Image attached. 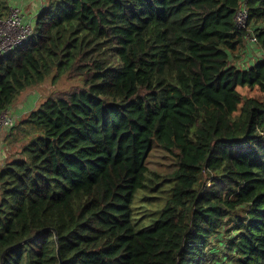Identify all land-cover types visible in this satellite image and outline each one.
<instances>
[{
	"label": "trees",
	"instance_id": "trees-1",
	"mask_svg": "<svg viewBox=\"0 0 264 264\" xmlns=\"http://www.w3.org/2000/svg\"><path fill=\"white\" fill-rule=\"evenodd\" d=\"M30 21L0 55V112L54 71L82 83L7 129L0 264H264V99L239 89L264 96V0H46ZM155 143L173 172L148 166ZM164 185L143 224L139 191Z\"/></svg>",
	"mask_w": 264,
	"mask_h": 264
},
{
	"label": "rangeland",
	"instance_id": "rangeland-1",
	"mask_svg": "<svg viewBox=\"0 0 264 264\" xmlns=\"http://www.w3.org/2000/svg\"><path fill=\"white\" fill-rule=\"evenodd\" d=\"M45 1L46 0H7V3L10 5L7 11L9 13L12 7H18V9H20L21 12L25 14V18L30 21L32 18V13L29 11H31L34 7L42 6V3ZM248 44L249 42L245 41V43L240 45L234 52L238 53L239 55H241L242 53H247ZM252 55L256 58V52H254V54ZM233 57L238 58L239 56H237V54H234ZM54 74L55 71L51 75H49L43 82L30 88H27L19 95V98L15 102V105L11 108V112H13L12 115L17 118L16 123L21 121L32 110L36 109L43 101H45L52 94L69 91V89H72L82 83L80 77L71 78L67 73L62 74V76L59 77L56 81H53ZM239 89L243 94L253 95L264 99V96L259 92L257 88L248 90V88L240 87ZM14 113H18V117ZM9 131L10 130L3 129L0 131V133H3V135H7ZM7 149L13 152V154L15 153L14 146H12L10 143H8ZM9 156L10 155H8V157ZM147 164L151 169L158 171L162 174H169L177 168L175 157L157 143L154 144L153 149L151 150L147 158ZM166 188H168V186L166 187L164 185L161 186L159 190L153 192H149L146 190L139 191L138 197L136 198V205L138 206V204L140 203L142 204V211L146 210V218L144 219L145 223L143 224H147L151 222V220H155L159 216L157 208L161 207L160 205L162 201L160 200V198L150 202L148 200L140 199L144 196L145 193L155 196L162 195L163 197H165L166 193L163 192V190H165ZM222 238L225 240L227 239L226 236H223ZM215 243L217 245V242ZM221 251H224L223 247H221Z\"/></svg>",
	"mask_w": 264,
	"mask_h": 264
},
{
	"label": "built area",
	"instance_id": "built-area-1",
	"mask_svg": "<svg viewBox=\"0 0 264 264\" xmlns=\"http://www.w3.org/2000/svg\"><path fill=\"white\" fill-rule=\"evenodd\" d=\"M249 11L245 3L237 10L235 21L239 28L248 29ZM32 22L25 18V14L18 7L11 8L5 16H0V55L23 45L32 34ZM249 44L257 43V36L248 30ZM16 117L9 110L0 112V131L12 128L16 124Z\"/></svg>",
	"mask_w": 264,
	"mask_h": 264
},
{
	"label": "crops",
	"instance_id": "crops-1",
	"mask_svg": "<svg viewBox=\"0 0 264 264\" xmlns=\"http://www.w3.org/2000/svg\"><path fill=\"white\" fill-rule=\"evenodd\" d=\"M39 8L40 7H34L31 11H29L32 13V17L34 14H36ZM247 47H248L247 53L245 54L242 53L243 54V55L241 54L242 56L234 52V54H237V56H239L238 58L233 57L234 63L240 66H248V65L253 64V62H255V60L259 58L260 54L256 46L252 44H248ZM254 52H256V58L252 55L254 54ZM14 114L18 117L17 115L18 113L17 114L14 113ZM5 137L6 135H3V133H0V169L4 166L8 155H10L11 153V151L7 149L9 140L8 139L6 140Z\"/></svg>",
	"mask_w": 264,
	"mask_h": 264
}]
</instances>
